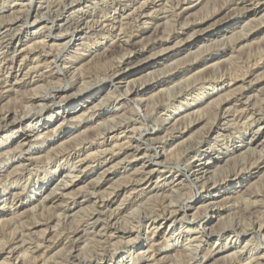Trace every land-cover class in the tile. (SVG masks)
Listing matches in <instances>:
<instances>
[{
    "label": "rangeland",
    "instance_id": "obj_1",
    "mask_svg": "<svg viewBox=\"0 0 264 264\" xmlns=\"http://www.w3.org/2000/svg\"><path fill=\"white\" fill-rule=\"evenodd\" d=\"M30 1L32 0H0V28L10 26L13 29L10 27L9 29L15 30L17 26H23L22 29H25L19 35L20 43H15L18 49L30 46L39 40L48 42L56 38L57 44L62 43V36L66 34H60L59 28L55 26L65 24L63 26L65 27L67 25L65 22L68 20L74 27L77 25L75 21L86 19L83 24L90 30L75 46L69 51H63L57 58L59 61L66 56L77 62L70 74L75 72L80 74L79 93L68 98L61 105L49 106L43 122L48 124L49 129L37 130L28 141L26 147L41 148L43 151L36 156L39 160L32 170L31 179L28 180L26 174H23L24 179L18 191L21 192L22 197L17 198L18 203L13 209L15 213L4 219L0 217V264H9L8 261L10 264L15 263L13 260L18 254L22 258V263L25 261L24 264H34V258L26 251L30 245H37L43 249L48 245L50 251L42 249L36 256L49 258L48 262L51 264H66L69 257H74L71 252L74 251L72 243L79 232L82 236L79 259L85 260L83 264H124L119 263V260L128 250H132L135 258L144 253L143 249H147L148 243L143 242L144 247L141 248L140 242L137 244L134 238L140 236L144 238L152 222L162 223L159 215L163 208L167 207H173L177 211H190L196 217L193 220L187 218L182 220L183 222L179 221V217L174 223L176 229L174 237H177L182 229L181 233L184 232L186 235V226L192 225L193 229L189 236L196 239L197 243H192L194 247L191 245L185 251L182 245H175L174 241L165 239L162 233L155 237L156 242L154 241L153 247L156 248L153 249L155 251L148 252L150 255L155 254L154 260L146 262L136 259L135 262L130 263L129 258L125 264H148V262L149 264H264V133L259 134L261 142L258 146H252L251 149L247 146L239 147L240 149L235 152L230 147L229 150L233 154L227 157L222 155L227 145L238 142L237 146H239L242 136L251 128L254 117L250 118L251 114L248 115V110L259 113L258 118L264 122V0H148L155 2L156 7L143 16H139L141 13L139 9L148 2L147 0H34L32 4ZM64 8L66 11L63 10ZM32 9L34 14L29 17L28 13L32 12ZM36 10L40 13L35 22ZM79 11L84 14H80V20ZM120 17L123 19L119 20ZM116 19L118 21H113ZM43 26L53 27L49 40L45 38L48 33L46 35L45 31L43 32L46 30ZM89 26H93L96 30ZM118 41L128 42L132 47L127 44L123 51L118 49L112 53L108 52ZM117 75L120 76V82L112 83L113 77ZM70 78L62 79V75L53 78L50 87L43 82L35 84V87L14 85L13 89H6L1 86L0 119L5 116L22 115L26 106L25 101L37 90L36 87L44 88L47 85L41 94L47 95L49 100L56 93L74 94L77 88L71 89L74 80ZM135 80L136 87L143 85L146 90L134 97L131 93L134 90L132 81ZM157 82L160 87L154 90L152 87H155ZM140 99L143 104L138 105ZM222 104H227L228 107L222 109ZM95 105L98 106L95 108ZM67 106L75 108L79 113L67 118L65 129L59 128L60 126L58 127V124L51 120L58 115L60 109L64 110ZM225 110H229L234 119L239 116V120L232 122V125L229 124L231 132L215 134L207 140V131L210 130L209 128L217 127L219 119L225 117L223 116ZM34 120L27 117L24 119L23 127L30 128L37 123ZM43 123L39 125L42 126ZM75 125H79L78 132L71 130ZM186 127L190 130H186ZM111 128L112 131H108ZM14 130L0 131L2 158H0V190L8 185L6 183L9 174L15 171L17 165L4 164L6 162L4 157L12 149L9 138ZM123 130H127L133 140L140 141L142 149L147 151V157L153 154L161 156L159 161L163 163L162 167L166 168L164 171L161 170L163 176L159 180L160 186L163 187L144 194L140 200L133 203L124 201L132 190H123L119 198L113 203H108L110 210L121 208V213H118L121 225L128 224L135 227L133 232L117 245L119 259L116 262L97 263L89 260L91 253L98 248L93 236L107 224V215L110 213L108 210L103 216L106 224L101 219L98 222L99 226L94 229L95 219H92L91 215L95 213L96 207L92 205L93 202H84L83 207L79 205V209L74 210L70 218L61 217L60 220L55 218L47 230L41 225L49 218L52 220L53 210L44 211L40 199H36L31 204L28 199L47 183L46 179L52 172L60 166H65L64 159L61 161L55 156L62 148L60 145L66 144L65 148L73 147L74 144L76 145V139L79 140L77 149L83 151L79 153L82 154V159L87 157L85 162L87 168L84 167L83 172L79 174V180H74L79 181L77 186L64 192L65 200H70L73 196L77 197L79 202L85 201L84 196L92 182L98 181L104 170L109 171L103 179L101 178V195H107L116 186L132 181L135 170L139 169L137 164L143 160L134 161L135 164L132 161L129 163L132 152L126 147L128 144L123 143L127 142L122 141L120 147L112 145L108 150L103 149L104 152L101 149L103 137L106 136L105 140L115 134L123 137ZM65 133H67L66 139L63 138ZM39 134L42 136L37 139ZM216 136H219L217 143L214 141ZM246 138L249 141L250 137ZM208 143L214 145V149L216 147V153L212 155L214 159L208 165L212 182L196 184L194 180L196 176L193 177L196 158L209 147ZM126 157L128 160H125ZM51 159L55 160L52 162ZM207 160L205 159L204 162ZM101 164H105V169L98 172L97 169ZM111 167H114L113 170ZM44 170H49L48 174L44 173ZM170 177H175L173 183L162 185L164 179L170 180ZM144 187L145 185L141 186ZM220 192L222 195L217 196ZM56 194L60 196L61 192L58 191ZM201 196L202 200L212 196L210 203H213L214 207L207 211L208 213L204 205L209 202L204 204L200 201ZM57 203L52 206L53 209L65 205L63 202L58 205ZM209 216L213 217L209 218ZM169 224L170 222L164 223L161 230L164 231ZM181 224L184 225L182 229H180ZM200 224H206L211 229L210 232H213L212 235H208V241L198 232L197 225ZM200 241L203 243L201 244ZM234 242L237 243V249L223 253L214 260L205 261L214 251ZM84 243L92 249L87 250L88 247H85ZM68 246L70 249L66 248ZM193 250H196L195 253L198 252L195 254ZM11 251H15V254ZM24 252L28 257H25ZM189 252L194 254L190 255ZM29 258L33 261L28 260Z\"/></svg>",
    "mask_w": 264,
    "mask_h": 264
},
{
    "label": "bare ground",
    "instance_id": "obj_2",
    "mask_svg": "<svg viewBox=\"0 0 264 264\" xmlns=\"http://www.w3.org/2000/svg\"><path fill=\"white\" fill-rule=\"evenodd\" d=\"M34 2V0H32ZM32 1L31 4H32ZM51 1V0H50ZM60 1V0H59ZM148 1V0H147ZM154 1V0H153ZM156 1V0H155ZM170 1V0H169ZM106 3V2H105ZM163 3V2H162ZM59 4V3H58ZM81 4V3H80ZM155 2H150L148 1L147 3L145 2V4H143L141 6L140 10V15L139 16H143L145 13H147L148 11L152 10L154 7ZM159 4V3H158ZM168 4V2H167ZM162 5V4H161ZM165 5V4H164ZM27 6V5H26ZM71 6V5H70ZM110 6V5H109ZM139 6V5H138ZM137 6V7H138ZM136 7V8H137ZM69 8V7H68ZM71 9V8H70ZM86 9V8H85ZM161 9V8H160ZM159 9V10H160ZM262 9V8H261ZM40 10V9H39ZM63 10L66 11V9L64 8ZM78 10V9H77ZM80 10V8H79ZM82 10V9H81ZM84 10V9H83ZM252 10V9H251ZM124 11V10H123ZM132 11V10H131ZM165 11V9H164ZM255 11V10H254ZM30 12V11H29ZM64 12V11H63ZM85 12V11H83ZM136 12V11H134ZM36 19L35 22L37 21V18L39 17V13L40 11L36 10ZM56 13V12H55ZM78 13V12H77ZM132 13V12H131ZM29 17H32V15L34 14V10L32 9V12L28 13ZM74 14V13H73ZM80 14L82 15L83 13L81 11H79V20H80ZM122 14V13H120ZM133 14V13H132ZM149 14V13H148ZM153 14V13H152ZM62 15V14H61ZM84 15V14H83ZM22 16V15H21ZM63 16V15H62ZM71 16V15H70ZM87 16V15H86ZM85 16V17H86ZM131 16V15H130ZM151 16V15H150ZM126 17V16H125ZM129 17V16H128ZM127 17V18H128ZM6 18V17H5ZM62 18V17H61ZM74 18V17H73ZM121 18V17H120ZM119 20H122L123 18H121ZM12 19V18H11ZM68 19H66L67 21ZM78 20V19H77ZM83 20V19H82ZM86 20V19H85ZM75 21L77 23V25H75L73 27V24L70 22H65L67 25L65 27H63L62 25L59 24L56 25L55 27L59 28V33H65L66 35L62 36V43L57 44L56 38L53 40H50L48 42H34V44L32 45H28L24 48L18 49L17 46H15L16 42L21 41V38L19 37V35L21 33H23L22 31H24L25 29H22L21 26H17V28H15V30H11L9 29L10 26H4L0 28V87L2 86V88H12L14 87V85H18L20 87L22 86H34L37 83H45L47 84L49 87L50 85H52V81L54 80L53 78H57L60 77L62 75V79H69L70 80H74L71 89L73 90L74 88L76 89V92L74 94H60V93H56L54 95V97L52 99H47V95H42L41 92L43 89L47 88L46 87H36L37 90L32 93L31 97L25 98L27 99L25 101V108H24V112L22 113V115L18 116V115H14L13 117H8L5 116L3 118L0 119V131L2 130H8V129H15L14 132L12 133L10 139V143L12 142V144L10 145L12 148L11 151L7 154L6 157H4L5 159V163L6 165H12V164H17L16 167L14 168V172L9 174V179L7 180L8 185L4 186L2 190H0V217H3L1 219L7 218L9 216H11L13 213H15V211H13L14 207L17 205L18 201L17 198H19L21 196V192L18 193L19 189L21 188V182L24 179L23 174H26V177L28 180L31 179L32 174V170L34 167H36V163L39 160V157L36 158L37 155H39L43 149H36L34 147H26L28 145V141L29 139L32 137V135L34 134V132H36L37 130L43 129V130H47L49 129V127L47 126L48 124L43 123L45 121V115L47 114V110H49V106L52 105H61L62 102H64L65 100H67L68 98H71L72 96L74 97V95H76L77 93H79V76L80 74H76L75 73H71V70L74 69V65L77 63L76 61H72L71 59H69V57L67 58L66 56L62 57L59 61H57L58 56H60V54L63 51H69L73 46H75L80 40H82V36L86 34L87 31H89L90 29H88V26L85 27L83 24L84 21ZM139 20V18H138ZM113 21H118L113 20ZM199 21V20H198ZM260 21V20H258ZM12 22V21H11ZM34 22V21H33ZM74 22V24H75ZM79 22V23H78ZM121 22V21H120ZM124 22V21H123ZM16 23V22H15ZM53 23V22H52ZM5 24V23H4ZM35 24V23H34ZM54 24V23H53ZM62 24V23H61ZM98 24V23H97ZM110 24V23H109ZM199 24V23H198ZM18 25V24H17ZM52 25V24H51ZM71 25V27H70ZM88 25V23L86 24ZM122 25V24H121ZM112 26V25H111ZM117 26V25H116ZM115 26V27H116ZM119 26V25H118ZM143 26V25H142ZM250 26V25H249ZM43 32L45 31V34L47 35V37H45L46 39L50 38V35L53 33V27L47 28L46 26H43ZM49 27V26H48ZM90 28H92L93 26H89ZM126 27V26H125ZM13 29V27H10ZM57 28V29H58ZM94 29V27H93ZM92 29V30H93ZM103 29V28H102ZM100 29V30H102ZM106 29V28H105ZM173 29V28H172ZM96 30V29H94ZM93 30V31H94ZM119 31V30H118ZM122 31V30H121ZM240 31V30H239ZM19 34H18V33ZM42 32V31H41ZM40 32V33H41ZM95 32V31H94ZM17 33V34H16ZM39 33V35H40ZM96 35V33H95ZM118 35V34H117ZM128 35V34H127ZM41 36V35H40ZM53 37V36H52ZM33 38V37H32ZM41 38V37H40ZM44 38V39H45ZM115 41V40H114ZM128 41V40H127ZM115 42V45L112 46L113 49L109 50L108 52L112 51H116V50H122L125 46H127V44H129L128 42ZM216 42V41H215ZM20 43V42H19ZM73 43V44H72ZM86 43V42H85ZM242 43V42H241ZM18 44V43H17ZM89 44V43H88ZM130 45V44H129ZM128 45V46H129ZM132 47V45H130ZM241 46V45H240ZM134 47V46H133ZM124 50V49H123ZM122 50V51H123ZM235 51V50H234ZM233 51V52H234ZM68 53V52H67ZM130 53V52H129ZM126 54V53H125ZM128 54V53H127ZM114 55V54H113ZM122 58V57H121ZM131 58V57H130ZM121 61V60H120ZM130 63V62H129ZM219 64V63H218ZM148 69V68H147ZM124 72V71H123ZM81 73V72H80ZM152 73V72H151ZM82 74V73H81ZM122 74V73H121ZM36 77V78H35ZM129 77V76H128ZM81 78V77H80ZM109 78V77H108ZM240 78V77H239ZM103 80V79H102ZM112 80V79H111ZM120 80V76H114L113 77V81H119ZM199 80V79H198ZM100 81V80H99ZM104 81V80H103ZM131 81V80H130ZM201 81V80H200ZM72 82V81H71ZM83 82V81H82ZM85 82V81H84ZM120 82V81H119ZM198 82V81H197ZM206 82V81H205ZM230 82V81H229ZM128 83V82H127ZM135 81H132V84L134 85V90L131 94L132 96H138L140 93L144 92L146 90V87L140 86V87H136ZM146 83V82H145ZM148 83V82H147ZM228 83V82H227ZM232 83V82H231ZM131 84V86H132ZM54 85V84H53ZM56 85V84H55ZM87 85V84H86ZM85 85V86H86ZM158 82L156 83V86L152 87L154 90L157 89L158 87ZM231 85V84H229ZM35 87V86H34ZM33 87V89H34ZM48 87V88H49ZM39 88V89H38ZM151 88V89H152ZM189 88V87H188ZM1 89V88H0ZM127 89V88H126ZM2 90V89H1ZM159 90V89H158ZM166 90V89H165ZM44 91V90H43ZM47 91V90H46ZM129 90H126V92H128ZM175 91V90H174ZM173 91V92H174ZM129 92V94H130ZM43 93V92H42ZM162 93V92H161ZM176 93V92H175ZM165 95V94H164ZM110 96V95H109ZM243 97V96H242ZM239 98V97H238ZM237 98V99H238ZM214 99V98H213ZM260 99V98H259ZM171 100V99H170ZM96 101V100H95ZM241 101V100H240ZM143 101L140 99V102H138V105L143 104ZM100 103V102H99ZM226 103V101H225ZM237 103V102H236ZM224 104V103H223ZM221 105L222 109H224L226 105ZM246 105V104H245ZM88 106V105H87ZM98 105H95V108ZM253 106V105H252ZM228 107V106H227ZM248 107V106H247ZM246 107V108H247ZM91 108V107H90ZM99 108V107H98ZM93 109V108H91ZM220 109V110H222ZM248 109V108H247ZM254 109V108H253ZM75 108H69V106H67L64 110L62 108V110L60 109V111L57 113L58 115L56 117H52L53 119L51 120V122H55L58 124L59 128H64L67 124V118L71 117V116H75L76 114L79 113V111H75ZM90 110V109H89ZM88 110V111H89ZM246 110L244 109V112ZM234 112V111H233ZM236 112V111H235ZM243 112V113H244ZM220 113V112H219ZM237 113V112H236ZM239 114V113H238ZM236 114V115H238ZM245 114V113H244ZM251 114V117H254V120L252 121L251 124V128H249L247 130V132L242 136L241 140H240V145L237 146L238 142H234L230 145H227L225 148V153H222V155L224 157L229 156L231 153V151L229 150L230 147L233 148V152L237 151L238 149H240L239 147H243V146H247L249 147V149L252 148V146L255 145H259L261 142V136H259V134L262 132L264 133V122H261V118L259 119L258 117L260 116L259 113L255 112V111H251L248 110V115ZM262 114V113H261ZM10 115V114H9ZM233 114L230 113L229 110H225L223 113V116L225 117H221V119H219L217 127L216 128H209L210 130L207 131V137L206 139L209 140L213 135L215 134H220V133H225L230 131V125H232V122H236L239 120V116L237 118H232ZM235 115V117H236ZM243 115V114H241ZM263 115V114H262ZM244 116V115H243ZM27 117H29L31 120H34V122H37L36 124H33L32 126H30V128L25 129L23 127V123H24V119H26ZM95 116H93L94 118ZM100 117V115L98 116ZM234 117V116H233ZM249 118V117H248ZM47 119V118H46ZM74 119V118H73ZM199 119V118H198ZM242 119V117H241ZM246 119V118H245ZM70 120V119H69ZM77 120V119H76ZM79 120V119H78ZM92 120V119H91ZM223 120V121H222ZM250 120V119H249ZM74 121V120H72ZM108 121V120H107ZM166 121V120H165ZM201 121V118H200ZM248 121V119H247ZM246 121V122H247ZM250 121V122H251ZM87 122V121H86ZM195 122V121H194ZM217 122V121H215ZM223 122V123H222ZM231 122V123H230ZM40 123H43L42 126L39 125ZM79 123V122H78ZM240 123V121L238 122ZM248 123V122H247ZM186 124V123H185ZM192 124V123H190ZM216 124V123H215ZM230 124V125H229ZM74 125V124H73ZM243 125V124H242ZM110 127V126H109ZM115 127V126H114ZM117 127V126H116ZM210 127V126H209ZM233 127V126H232ZM27 128V127H26ZM188 130L189 128L186 127ZM191 128V127H190ZM108 129V128H107ZM128 129V128H127ZM176 129V128H175ZM255 129V130H254ZM55 130V129H54ZM75 132L79 131V125H75L72 126V129ZM177 130V129H176ZM185 130V131H186ZM190 130V129H189ZM208 130V129H207ZM108 131H112V128ZM124 131V130H123ZM54 132V131H53ZM128 131L125 130L124 136L120 137V135H116L110 137L109 139L105 140L106 136L103 137L104 141H102V147L101 149H105L108 150V147H111L113 145V147L122 145L120 144L122 141H126L127 143L123 142L124 144H128V146L126 145V147L130 150V154H132L131 160L126 159L130 161L129 163H131V161L135 164V162H137V160H143L141 161V163L137 164V167H139V169L135 170V175L134 178L131 179L132 181H129L128 183H126L125 185H118L115 187V189H113L111 192H108V194H104L101 195L100 194V190L102 188V182L101 180L103 179V176L105 174L108 173L109 170H104L103 171V175L101 177L102 178H98V181H94L92 182L91 187L89 188V191H87V193L85 194V201L83 200L82 202H79V199H77V197H71L70 200H65L66 196L64 194L65 191H67L68 189H71L72 187L77 186L79 181H74L79 180V174H81L83 172V169L85 167V162H86V158L82 159V154H79L83 151H79V149H77V147H79V140L76 139V145L74 144L73 147H69L66 148L64 147L65 145H60V147H62L61 149H59L60 151L57 152V154L55 156L58 157V159H64L65 161V166L60 168H57L54 172H52V174H50V176L47 177L46 180L47 183L43 186H41V188L37 191V193L35 192V194H31L32 198H29V204L34 203V201L37 199H40V205L41 207L45 210L51 211L52 213V220H50V218L47 221H43L41 226H44L47 230L48 228H50V226L52 225L53 221L55 218H70L71 214L73 213L74 210L79 209V205H83L84 202H93L92 205H95L96 207V211L95 213H93L91 215L92 219H95L94 223V229H96L99 225L98 222L103 219L104 216V212L106 210H108L110 213L107 215L108 216V222L106 224L105 222V217H104V222H105V227L103 226L102 229L98 232H95V236L94 237V241L95 243L98 245V248L95 249V251L93 253H91L89 260H94L97 263H103L104 261H109V262H116L117 259H119V257H117V245L119 243H121L122 241H124L123 239L129 235L131 232H133L132 230L134 229L135 226H129L128 224L126 225H121L119 223V218H118V213H121V208L118 210H110L109 208V204L108 203H113L117 198H119L121 192L123 190H132V193L130 192L129 196L127 195V197H125L124 201L127 202H135L140 200V198L143 197L144 194H149L154 190H159L161 189L163 186H160V182L159 180H161L160 178L163 176L162 175V171H164L162 165L163 163H161L159 161L160 159V155L157 156L156 154L153 155H149L147 157V151H145V149H142V146L140 144L139 140H133L129 134L127 133ZM205 132V131H204ZM231 132V131H230ZM122 133V132H121ZM126 133V135H125ZM66 135L63 137L64 139H66L67 133H65ZM229 134V133H227ZM170 135V134H169ZM42 136V134L38 135L39 139ZM250 137L249 141H247L246 137ZM204 137V136H202ZM201 137V138H202ZM59 138V136H58ZM155 139V138H154ZM159 139V138H158ZM203 139V138H202ZM219 139V136H216V138H214V141L217 143ZM58 140V139H57ZM204 140V139H203ZM61 141V139L59 140ZM57 141V142H59ZM153 141V140H152ZM156 141H159L156 139ZM163 141V139L161 140ZM201 141V140H200ZM206 141V140H205ZM224 141V140H223ZM52 142V141H51ZM55 144V141H53ZM56 142V143H57ZM94 142V141H93ZM160 142V141H159ZM203 142V141H202ZM213 142V141H212ZM231 142V141H230ZM264 142V141H263ZM155 143V142H153ZM182 143V142H181ZM215 143V144H216ZM61 144V143H60ZM123 144V145H124ZM156 144V143H155ZM160 144V143H159ZM201 144V143H200ZM161 145V144H160ZM209 147H207L205 149L204 152L199 153L197 155L196 158V165L194 167V174L193 177H195L194 180H196V184L200 183H210L212 182V177L209 174V164L211 163V160L213 161L214 157H212V155L214 153H216L215 149H214V145L212 146L211 143L207 144ZM76 147V148H75ZM125 148V146H122V148ZM198 147V144H197ZM27 148V149H25ZM44 148V147H43ZM57 148H59V146L57 145ZM182 148V147H181ZM186 148V147H185ZM52 149V148H51ZM100 149V150H101ZM113 149V148H112ZM128 149L126 151H128ZM194 149V148H193ZM200 149V148H198ZM9 150V149H8ZM55 150V149H54ZM54 150L52 152H54ZM101 150V151H102ZM121 150V148H120ZM56 151V150H55ZM110 151V150H109ZM187 151V150H186ZM51 152V151H50ZM104 152V150L102 151ZM48 153V152H47ZM100 153V152H99ZM106 153V151H105ZM220 153V152H219ZM55 154V153H53ZM103 154V153H102ZM101 154V155H102ZM42 155V154H41ZM100 155V156H101ZM177 155V154H176ZM54 156V157H55ZM131 156V155H129ZM1 158V156H0ZM52 158V157H51ZM129 158V157H128ZM219 157L217 156V159ZM2 159V158H1ZM57 159V160H58ZM205 159H208L206 162H204ZM52 160V159H51ZM55 160V159H54ZM52 160V162L54 161ZM220 160V158H219ZM135 161V162H134ZM50 162V164L52 163ZM59 162V161H58ZM10 163V164H9ZM39 163V162H38ZM44 163V162H43ZM49 164V163H48ZM48 164L46 166H48ZM54 164V163H53ZM40 165V164H39ZM245 165V164H244ZM90 166V165H89ZM129 166V164H128ZM136 166V165H135ZM105 167V164H101L99 165V168L97 169L98 172L99 170H103V168ZM87 168V166L85 167ZM112 170L114 167H111ZM39 169V168H38ZM46 169V168H45ZM105 169V168H104ZM111 170V169H110ZM111 170V171H112ZM166 171V170H165ZM49 170H44V173L48 174ZM232 172V171H231ZM235 173V172H234ZM233 173V174H234ZM159 175L157 178L156 176ZM200 175V176H199ZM238 174H235V176H237ZM106 176V175H105ZM104 176V177H105ZM217 176V175H216ZM50 178H52L51 180H49ZM70 178V179H69ZM156 178V179H155ZM175 180V177H170V180L168 179H164V183L162 185H167L169 182H172ZM44 181V179L42 180ZM54 181V182H53ZM168 181V182H167ZM220 181V180H219ZM215 182V181H214ZM213 182V183H214ZM216 183V182H215ZM142 185H145L144 188H141ZM111 186V185H110ZM27 188V187H26ZM25 188V189H26ZM88 189V188H87ZM23 191V190H22ZM60 191L61 194H59L60 196H57V192ZM24 193V191H23ZM67 194V193H66ZM127 194V193H126ZM125 194V195H126ZM177 194V193H176ZM24 195V194H22ZM45 195V196H44ZM222 195V193L220 192L219 194H217V196ZM22 197V196H21ZM83 197V198H84ZM151 197V196H150ZM253 197V196H252ZM177 198V197H176ZM201 198V199H200ZM200 201H202L204 204L207 202H209V204H206L204 206H206L205 211L206 213H208L207 211L213 209V203H210V201H212V196L207 197V198H203L202 200V196L200 197ZM211 198V200L209 199ZM20 199V198H19ZM199 199L196 200V202L199 201ZM23 200V199H22ZM65 200V201H64ZM64 203L65 205H59L57 207H55V209L52 208L53 205H55L56 203ZM28 203V202H27ZM57 203V205H58ZM125 203V202H123ZM130 203V204H131ZM171 203V202H170ZM173 203V202H172ZM22 206V205H21ZM50 206V207H49ZM90 206V205H89ZM83 207V206H82ZM127 207V206H126ZM129 207V206H128ZM203 207V206H202ZM236 207V206H235ZM192 208V207H191ZM190 208V209H191ZM88 209V208H87ZM94 209V208H93ZM138 209V208H137ZM156 209V208H155ZM164 210L161 212V214L159 215V218H161L162 223L158 224L157 221L152 222L151 224H149L147 230V235L144 236V238L140 237H135V241H137L139 243V246H141V248L144 247L143 242L148 243L147 245V249H143L144 253H141V255L137 256L136 258L132 255V250H128L127 253H124L119 260V263H124L127 261V259L130 258V263L135 262L134 260L136 259H140V260H145L147 261H151L152 259L154 260L155 254L152 253V255H150V252L152 250V252H154L156 248L154 247V241H155V237L160 236L162 233H164V237L167 240H172L175 242V245H182L181 247H183V250L187 251L188 248L194 244V242H196V239H192L189 234L192 231V225H187L186 226V235L182 232V228L184 227V225L181 226L180 229L181 232L179 233V235L177 237H174V232L176 231L174 223L178 220L182 221L185 220L187 218H191L192 220L194 218H196L193 214L190 213V211H180V210H175L173 207H167L166 209L163 208ZM161 210V209H159ZM137 211V210H136ZM135 211V212H136ZM204 211V212H205ZM75 212V211H74ZM156 212V211H155ZM17 213V212H16ZM57 213V214H56ZM79 213V212H78ZM105 213H108L107 211ZM49 214V213H48ZM134 214V212H133ZM158 214V212H157ZM196 214V213H195ZM204 214V213H203ZM41 215V214H40ZM73 215V214H72ZM205 215V214H204ZM39 216V215H38ZM131 216V215H130ZM142 216V215H141ZM191 216V217H189ZM213 216H209V218H212ZM46 218V217H45ZM44 218V219H45ZM0 219V220H1ZM60 220V219H59ZM62 220V219H61ZM102 220V221H103ZM133 220V219H132ZM137 220V219H136ZM90 221V220H89ZM121 221V220H120ZM138 221V220H137ZM91 222V221H90ZM168 227H166V229H164V231L161 230V227L164 223H169ZM183 222V221H182ZM181 222V223H182ZM36 223H41V222H36ZM57 223V221H56ZM207 223V222H206ZM132 224V223H131ZM184 224V223H183ZM88 225V224H87ZM197 229L198 232L201 233L202 238H205L206 241H208V235H212L210 232L211 229L208 228V226L206 224H200L197 225ZM78 229V228H77ZM185 229V230H186ZM77 231V230H76ZM74 231V232H76ZM79 231V230H78ZM77 231V232H78ZM39 232V231H38ZM84 233V232H83ZM76 234V233H75ZM49 235V234H48ZM80 232L77 233V238L75 241H73L72 245H74L73 250L71 251L74 254V257H69V261L67 260L66 264H83L85 262V260L83 259H79V246H80V241L82 240V236H80ZM44 236V235H43ZM199 236V235H198ZM72 237V236H71ZM87 237V236H86ZM68 238V237H67ZM73 238V237H72ZM84 238V237H83ZM50 239V238H49ZM48 239V240H49ZM75 239V238H74ZM73 239V240H74ZM46 241V240H44ZM50 241V240H49ZM60 241V240H59ZM71 241V240H70ZM134 241V240H132ZM204 241V240H203ZM203 241H200V243L202 244ZM53 242V241H52ZM57 242V241H56ZM61 242V241H60ZM156 242V241H155ZM47 243V242H46ZM89 243V242H88ZM94 243V242H93ZM197 243V242H196ZM43 244V243H42ZM40 244V246L42 245ZM45 244V243H44ZM60 244V243H59ZM70 244V242H69ZM86 243H84L85 246ZM237 243H230L227 247H225V245L221 248H219L217 251H214V253H212L209 258L205 259V261L207 262L209 259H213L223 253H228L231 252L235 249H237ZM55 245V244H54ZM89 245V244H88ZM96 245V246H97ZM4 246V245H3ZM8 246V245H6ZM48 245H46V248L43 249L39 246H35V245H30V248H27V253L29 255H31V257L34 258L31 260L30 258L28 260H31V262L33 261L34 264H51L50 262H48V259L46 258H40L39 256H36L37 253H39L42 249L43 250H49L50 251V247H47ZM51 246V245H50ZM65 246V245H64ZM70 246V245H69ZM66 247V248H69ZM92 246V245H91ZM156 246V245H155ZM187 246V247H186ZM200 245H198L199 247ZM10 247V245H9ZM13 247V246H12ZM53 247V245H52ZM85 247H88L87 245ZM83 247V248H85ZM93 247V246H92ZM194 247V246H193ZM16 248V247H15ZM58 248V247H57ZM196 248V247H195ZM70 249V248H69ZM87 250L89 249L86 248ZM92 249V248H91ZM89 249V250H91ZM192 249V247H191ZM200 249V248H199ZM198 249V250H199ZM7 250V249H6ZM14 250V249H11ZM17 250V249H16ZM21 250V249H20ZM82 250V249H81ZM86 250V252H87ZM244 250V249H243ZM191 251V250H190ZM196 250H193V252ZM240 251V250H239ZM13 252V251H11ZM15 252V251H14ZM13 252V253H14ZM18 252V251H17ZM22 252V251H21ZM44 252V251H43ZM70 252V251H69ZM68 252V253H69ZM81 252V251H80ZM192 252V253H193ZM198 252V251H197ZM196 252V253H197ZM9 253V252H8ZM46 253V252H45ZM48 253V251H47ZM67 253V252H66ZM77 253V254H75ZM190 253V252H189ZM192 253H190V255H192ZM195 253V252H194ZM193 253V254H194ZM195 253V254H196ZM15 254V253H14ZM25 254V252H24ZM23 254V255H24ZM28 254L25 257H28ZM71 254V253H69ZM81 254V253H80ZM128 254V255H127ZM238 254V253H237ZM9 255V254H8ZM22 255V254H21ZM42 255V254H41ZM126 255V258H125ZM236 255V254H235ZM46 256V255H45ZM68 256V255H67ZM71 256V255H70ZM73 256V255H72ZM196 256V255H195ZM225 256V255H224ZM238 256V255H236ZM10 257V256H9ZM14 257V256H13ZM227 257V256H226ZM232 257V256H231ZM262 257V256H261ZM81 258V257H80ZM83 258V257H82ZM88 258V256H87ZM159 258V257H158ZM180 258V257H179ZM219 258V257H218ZM66 259V258H64ZM229 259V258H228ZM88 260V259H87ZM212 260V261H213ZM233 260V258H232ZM11 261V260H10ZM15 261V263L12 264H20L22 263V258L18 256L13 260V262ZM60 261V260H59ZM66 261V260H65ZM64 261V263H65ZM204 261V260H203ZM204 261V262H205ZM6 262V261H5ZM30 262V261H29ZM190 262V261H189ZM8 263L10 264V262L8 261ZM25 263V261H24ZM22 263V264H24ZM27 263V262H26ZM56 263V262H55ZM29 264V263H28ZM31 264V263H30ZM60 264V263H59ZM110 264V263H109ZM149 264V262H148Z\"/></svg>",
    "mask_w": 264,
    "mask_h": 264
}]
</instances>
